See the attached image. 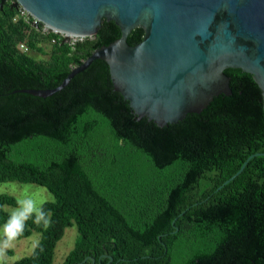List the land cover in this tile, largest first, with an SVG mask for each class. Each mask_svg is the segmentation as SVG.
<instances>
[{
	"label": "trees",
	"instance_id": "16d2710c",
	"mask_svg": "<svg viewBox=\"0 0 264 264\" xmlns=\"http://www.w3.org/2000/svg\"><path fill=\"white\" fill-rule=\"evenodd\" d=\"M16 16L0 9V183L43 187L54 203L42 204L47 230L27 222L16 240L41 237L13 264H52L71 226L78 240L64 264H264V111L252 76L225 70L230 95L163 127L136 120L103 60L35 97L16 91L56 88L120 29L103 20L70 46ZM143 36L135 28L126 41ZM4 205L17 207L0 195V226Z\"/></svg>",
	"mask_w": 264,
	"mask_h": 264
},
{
	"label": "water",
	"instance_id": "95a60500",
	"mask_svg": "<svg viewBox=\"0 0 264 264\" xmlns=\"http://www.w3.org/2000/svg\"><path fill=\"white\" fill-rule=\"evenodd\" d=\"M7 2L0 0V9ZM18 5L66 35L93 38L105 20L118 26L120 37L94 50L56 88L16 92L50 97L93 61L103 60L113 90L136 120L145 117L163 127L230 95L224 71L238 69L259 86L264 111V0H15L10 8ZM135 28L144 36L130 46L126 40Z\"/></svg>",
	"mask_w": 264,
	"mask_h": 264
},
{
	"label": "rangeland",
	"instance_id": "374dc122",
	"mask_svg": "<svg viewBox=\"0 0 264 264\" xmlns=\"http://www.w3.org/2000/svg\"><path fill=\"white\" fill-rule=\"evenodd\" d=\"M8 5H10L8 3ZM30 22L32 20L30 19ZM34 28H41L42 32L48 33L45 31V27L38 25ZM76 42H80L77 40ZM22 50V49H21ZM46 59L47 57H43ZM0 195L13 197L16 201L17 199H23L30 197L36 200L37 205L39 206L42 202H53L54 197L52 194L47 191L45 188L34 185V184H26V183H18V182H4L0 183ZM42 203V204H43ZM3 210L10 214L16 210V207L12 205H4ZM148 221V218L143 217L140 220V223H144ZM3 225L0 226V242L3 241ZM41 234L38 232H33L29 237L15 240L13 242V246L6 250V255L4 257L5 264H13L16 261L20 260L23 257L29 256L36 244L39 242ZM78 240V233L75 226H71L65 229L64 235L62 239L57 243L56 248L54 250V257L52 264H64V258L66 255L73 249L75 243ZM180 248L185 247V240L180 241ZM185 254H183L184 256ZM182 256V254L180 255ZM179 261V258H178Z\"/></svg>",
	"mask_w": 264,
	"mask_h": 264
},
{
	"label": "clouds",
	"instance_id": "9594fccd",
	"mask_svg": "<svg viewBox=\"0 0 264 264\" xmlns=\"http://www.w3.org/2000/svg\"><path fill=\"white\" fill-rule=\"evenodd\" d=\"M42 203L38 206L36 200L30 197L17 199L16 210L10 214L3 226L4 239L0 242V264H5L6 250L11 248L13 242L24 234L29 220H32L33 224L38 227L42 226L44 230L51 227V213L44 211ZM41 222H43L42 225Z\"/></svg>",
	"mask_w": 264,
	"mask_h": 264
},
{
	"label": "built area",
	"instance_id": "2783aa9c",
	"mask_svg": "<svg viewBox=\"0 0 264 264\" xmlns=\"http://www.w3.org/2000/svg\"><path fill=\"white\" fill-rule=\"evenodd\" d=\"M15 0H8V3L11 5L12 3H14ZM17 16L14 20H17V19H22L24 22H26L27 24L31 25V26H35L37 27L38 25H40V23L35 19L33 18L23 7H21L20 5H18L17 7ZM30 19L32 20V22H30ZM42 26L45 27L44 24H42ZM41 29V28H40ZM46 32L48 33H44L42 32V29H41V32L44 33V34H54L57 36V39L58 40H61L62 43H65V44H68L70 46H74L77 42V40H80V41H83L84 39L86 38H81V37H74V36H69L67 37L66 34H63V33H59V32H56V31H52V30H48L46 27L44 28ZM54 42V40H53ZM20 49L26 51V48L24 45H20L19 46Z\"/></svg>",
	"mask_w": 264,
	"mask_h": 264
},
{
	"label": "bare ground",
	"instance_id": "6f19581e",
	"mask_svg": "<svg viewBox=\"0 0 264 264\" xmlns=\"http://www.w3.org/2000/svg\"><path fill=\"white\" fill-rule=\"evenodd\" d=\"M48 30H52V31H56V32H59V31H57V30H55V29H53V28H51V27H49V26H45ZM60 33V32H59ZM67 37H69L70 35H66ZM71 37V36H70Z\"/></svg>",
	"mask_w": 264,
	"mask_h": 264
},
{
	"label": "flooded vegetation",
	"instance_id": "af4514ba",
	"mask_svg": "<svg viewBox=\"0 0 264 264\" xmlns=\"http://www.w3.org/2000/svg\"><path fill=\"white\" fill-rule=\"evenodd\" d=\"M7 4H8V2H7Z\"/></svg>",
	"mask_w": 264,
	"mask_h": 264
}]
</instances>
